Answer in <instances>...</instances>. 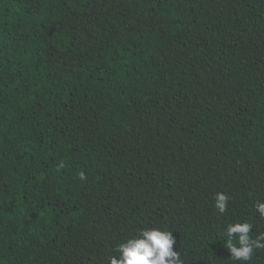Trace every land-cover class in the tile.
<instances>
[{"label":"trees","instance_id":"16d2710c","mask_svg":"<svg viewBox=\"0 0 264 264\" xmlns=\"http://www.w3.org/2000/svg\"><path fill=\"white\" fill-rule=\"evenodd\" d=\"M260 199L264 0H0V264H107L148 226L243 264L222 230L264 232Z\"/></svg>","mask_w":264,"mask_h":264},{"label":"clouds","instance_id":"9594fccd","mask_svg":"<svg viewBox=\"0 0 264 264\" xmlns=\"http://www.w3.org/2000/svg\"><path fill=\"white\" fill-rule=\"evenodd\" d=\"M80 179H85L82 172ZM213 199L217 213L223 216L229 210L232 197L226 192H217ZM253 207L264 219V199L256 200ZM253 228L247 219L223 227L224 244L232 260L249 264L256 252L264 249V232L253 236ZM172 233L165 227H143L113 247L107 264H184L179 249H173L176 240Z\"/></svg>","mask_w":264,"mask_h":264}]
</instances>
